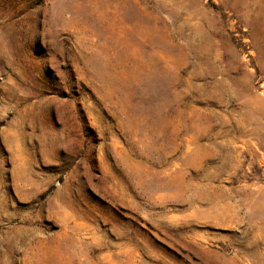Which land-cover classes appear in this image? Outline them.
Wrapping results in <instances>:
<instances>
[{"label": "rangeland", "instance_id": "rangeland-1", "mask_svg": "<svg viewBox=\"0 0 264 264\" xmlns=\"http://www.w3.org/2000/svg\"><path fill=\"white\" fill-rule=\"evenodd\" d=\"M0 264H264V0H0Z\"/></svg>", "mask_w": 264, "mask_h": 264}]
</instances>
